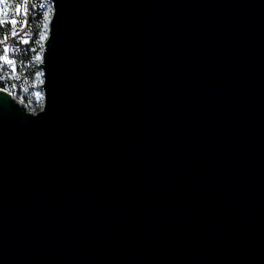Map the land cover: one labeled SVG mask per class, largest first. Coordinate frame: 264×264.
Instances as JSON below:
<instances>
[{
    "label": "water",
    "instance_id": "1",
    "mask_svg": "<svg viewBox=\"0 0 264 264\" xmlns=\"http://www.w3.org/2000/svg\"><path fill=\"white\" fill-rule=\"evenodd\" d=\"M50 1L0 264H264V0Z\"/></svg>",
    "mask_w": 264,
    "mask_h": 264
},
{
    "label": "built area",
    "instance_id": "2",
    "mask_svg": "<svg viewBox=\"0 0 264 264\" xmlns=\"http://www.w3.org/2000/svg\"><path fill=\"white\" fill-rule=\"evenodd\" d=\"M39 9L40 2L34 1V14L27 15V27L16 28L18 35H12V26L2 25L0 29V85L18 99L23 100L26 105L29 100L37 103L32 83L34 82V69L28 60L29 52L35 45L32 43L31 32L36 26ZM25 13H27L26 8L23 14L15 15V19L19 18L23 21ZM5 36H7L6 40ZM5 47L8 48L7 53L4 52Z\"/></svg>",
    "mask_w": 264,
    "mask_h": 264
},
{
    "label": "bare ground",
    "instance_id": "3",
    "mask_svg": "<svg viewBox=\"0 0 264 264\" xmlns=\"http://www.w3.org/2000/svg\"><path fill=\"white\" fill-rule=\"evenodd\" d=\"M34 1L40 2V13L37 15L36 26L31 32V39L33 47L29 52V60L28 63H31L32 68L34 69V82L33 83V91H35V98L39 102H43L42 99V87L40 84L42 69L39 67L38 62L42 59L41 51L44 45V39H40V35L43 34L44 37L47 34V30L49 28L48 18L52 14V7L50 0H18L17 5L11 10L8 14L0 15V22L4 25L3 22L11 21L15 19V15L23 14L25 8L27 9V15L34 14ZM17 9L19 12L17 13ZM45 14H47V21L45 20ZM45 23H47V27L45 28ZM6 26H12L11 23H8ZM2 28V26H1ZM0 28V29H1Z\"/></svg>",
    "mask_w": 264,
    "mask_h": 264
},
{
    "label": "snow or ice",
    "instance_id": "4",
    "mask_svg": "<svg viewBox=\"0 0 264 264\" xmlns=\"http://www.w3.org/2000/svg\"><path fill=\"white\" fill-rule=\"evenodd\" d=\"M19 12V9H17V13ZM45 20L47 21V14H45ZM4 25L6 26L8 23H11L12 27H13V31H12V35L16 36L18 35V33L16 32V28L17 27H27V13H25V19L23 21H21L19 18L17 19H12L11 21H5L3 22ZM45 28L48 26L47 23H45ZM45 37L43 34L40 35V39L43 40ZM7 39V36H5V40ZM15 50V49H13ZM4 52L7 53L8 52V48L5 47L4 48ZM9 63H12V61H9ZM13 87H15V85H13Z\"/></svg>",
    "mask_w": 264,
    "mask_h": 264
},
{
    "label": "trees",
    "instance_id": "5",
    "mask_svg": "<svg viewBox=\"0 0 264 264\" xmlns=\"http://www.w3.org/2000/svg\"><path fill=\"white\" fill-rule=\"evenodd\" d=\"M18 0H0V15L8 14L17 5ZM2 24L0 22V28Z\"/></svg>",
    "mask_w": 264,
    "mask_h": 264
},
{
    "label": "rangeland",
    "instance_id": "6",
    "mask_svg": "<svg viewBox=\"0 0 264 264\" xmlns=\"http://www.w3.org/2000/svg\"><path fill=\"white\" fill-rule=\"evenodd\" d=\"M40 105H42V103L39 102V101H37V103H36L33 100H29V101H27V105L26 106L28 108H31L32 110H34V109L38 108Z\"/></svg>",
    "mask_w": 264,
    "mask_h": 264
}]
</instances>
